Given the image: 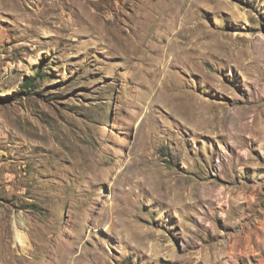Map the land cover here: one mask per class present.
I'll list each match as a JSON object with an SVG mask.
<instances>
[{"label":"rangeland","instance_id":"obj_1","mask_svg":"<svg viewBox=\"0 0 264 264\" xmlns=\"http://www.w3.org/2000/svg\"><path fill=\"white\" fill-rule=\"evenodd\" d=\"M0 264H264V0H0Z\"/></svg>","mask_w":264,"mask_h":264},{"label":"trees","instance_id":"obj_2","mask_svg":"<svg viewBox=\"0 0 264 264\" xmlns=\"http://www.w3.org/2000/svg\"><path fill=\"white\" fill-rule=\"evenodd\" d=\"M29 85H30V86H33V81H32V82H29Z\"/></svg>","mask_w":264,"mask_h":264}]
</instances>
